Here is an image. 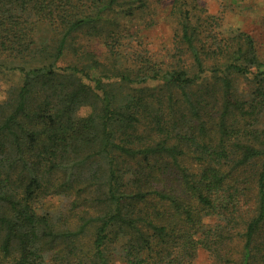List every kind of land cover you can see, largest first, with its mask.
<instances>
[{"label":"trees","instance_id":"1","mask_svg":"<svg viewBox=\"0 0 264 264\" xmlns=\"http://www.w3.org/2000/svg\"><path fill=\"white\" fill-rule=\"evenodd\" d=\"M195 2L172 0L169 57L125 64L118 15L144 0H0V70L20 75L0 101V264H264V63ZM81 33L122 66L79 55Z\"/></svg>","mask_w":264,"mask_h":264},{"label":"rangeland","instance_id":"2","mask_svg":"<svg viewBox=\"0 0 264 264\" xmlns=\"http://www.w3.org/2000/svg\"><path fill=\"white\" fill-rule=\"evenodd\" d=\"M147 5L146 13L135 20L126 19L123 14L118 15L123 24V36L121 49L124 51L122 61L126 64V59L135 52L147 51L159 60H165L173 52L175 47V21L169 16L172 8V0H144ZM197 15H210L219 21L217 32L223 35L232 36L238 32L249 35L256 47L259 59L264 63V0H196ZM131 3L125 1L123 6L124 13ZM121 10V12H123ZM41 41L48 37L49 31H40ZM51 36V35H49ZM77 49L79 55L91 52L96 59L105 67L104 74L113 67L122 65L113 64V58L105 47L104 39H97L84 35H78ZM74 56L67 53L58 63L60 67L72 66ZM102 67V66H101ZM109 73V72H108ZM97 70L92 72L91 77H98ZM20 75L18 72L8 68L0 70V101L7 97V90L11 86L19 85ZM247 81H239V90L246 92L249 89ZM92 84V83H90ZM89 108H82L78 115L85 117L90 114ZM66 201L60 197L51 198L43 201L41 210L58 217L64 212ZM118 264V263H115ZM194 264H209L206 252L200 250Z\"/></svg>","mask_w":264,"mask_h":264}]
</instances>
